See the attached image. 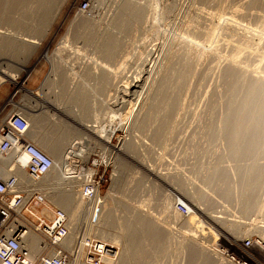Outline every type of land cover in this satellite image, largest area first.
I'll return each instance as SVG.
<instances>
[{"label":"rangeland","instance_id":"obj_1","mask_svg":"<svg viewBox=\"0 0 264 264\" xmlns=\"http://www.w3.org/2000/svg\"><path fill=\"white\" fill-rule=\"evenodd\" d=\"M81 1L0 0L6 5H0V26L40 40L35 46L6 45L0 35L3 69L18 71L24 62L30 69L19 73L18 83L2 84L17 93L0 102V128L29 100L19 83L39 91L35 94L39 100L42 92L65 107V115L47 109L52 117L41 116L38 127L48 136L62 134L63 152L70 141L86 136L77 130L82 129V121L97 124L102 129L97 133H102L103 125L110 128L109 142H98L100 135L80 138L91 139L93 153L103 148L110 156L108 167L100 168L106 176L100 195L107 197V209L114 210L112 224L120 237L117 242L107 241L115 253L99 264H123L120 239L139 212L149 213L145 220L157 228L158 236L143 229L142 241L126 264H198L189 255L195 249L212 253V260L204 264H231L216 252L217 237L264 239V182L255 187L257 207L249 213L240 207L249 172L255 171L254 165L264 169V139L259 146L255 143L257 153L234 155L223 127L235 96L234 101H239L252 80L264 84V0H94L88 11L81 9ZM138 6L140 17H132ZM86 19H93V24ZM106 34L116 40L108 53L100 46ZM91 57L98 60L90 61ZM229 67L235 71L231 79L226 75ZM181 72L186 74L184 81L178 78ZM132 81L140 86L127 91L124 99L115 97L116 83L124 87L121 84ZM3 95L0 92V101ZM170 99H176L174 110L169 108ZM113 113L116 118L111 121ZM86 132L96 136V131ZM119 175V187L113 191ZM75 185L79 196L80 182ZM179 199L191 208L190 224L176 209ZM205 211L222 215V221L214 222ZM83 230L77 232L78 241L85 236ZM94 233L91 230L86 237L101 239ZM201 241H210V248L202 247ZM87 254L84 246L78 261L88 262Z\"/></svg>","mask_w":264,"mask_h":264},{"label":"built area","instance_id":"obj_2","mask_svg":"<svg viewBox=\"0 0 264 264\" xmlns=\"http://www.w3.org/2000/svg\"><path fill=\"white\" fill-rule=\"evenodd\" d=\"M93 1L82 0L81 9L88 11ZM29 133L30 123L23 110L11 113L0 128V163L2 157L14 154L6 171H0V264H70L79 254L76 243L71 249L65 245L71 221L68 213L55 205L51 188L44 184L54 167V159ZM100 136L102 141H110L107 136ZM63 161L66 175L80 182L79 193L88 200L94 199L106 180L100 168L108 167V152L100 148L93 153L90 140L75 139L63 152ZM21 168L25 176L19 173ZM176 209L182 215L191 212L182 200L176 202ZM32 233L40 237L41 250L36 257H32L27 243ZM215 241L216 252L231 264H264V239L260 237L239 240L224 236ZM84 246L92 264H99L108 254L115 253L107 242L92 236L87 237Z\"/></svg>","mask_w":264,"mask_h":264},{"label":"bare ground","instance_id":"obj_3","mask_svg":"<svg viewBox=\"0 0 264 264\" xmlns=\"http://www.w3.org/2000/svg\"><path fill=\"white\" fill-rule=\"evenodd\" d=\"M4 2H2L0 5H2ZM10 2H11V0H10ZM46 3H45V5L49 4V3H47V4ZM17 4H18V2H17ZM20 4H21V2H20ZM45 5H43V6H45ZM4 6H6V5H4ZM127 6H126V8L129 9V7H127ZM7 7H8V5H7ZM9 7H10V4H9ZM52 8H53V6H52ZM13 9L15 10L17 8H13ZM9 10H12V9H9ZM140 10H142L141 7H139V6L138 7H134L132 9V14H133L132 17H135V18L136 17L137 18L140 17L139 14H138L140 12ZM5 11H7V9ZM12 12H13V10H12ZM90 18H92V17H90ZM93 21H94L93 19H88L86 21V23H88L89 25L90 24L92 25ZM224 24H225V22H224ZM12 32L8 31V28L6 29V28H2L0 26V35L3 36L4 39H6L4 44H6V45L19 44V45H27V46H35V45L40 44V40L36 39L34 36L16 35V34H14ZM194 41H196V43H197V40H193V42ZM115 43H116L115 38L111 34H106L104 36L103 40L100 42V46H102L103 52L108 53V52H110V50L112 49V46ZM87 60H88V58H87ZM89 60L90 61H96V60H98V58L97 57H95V58L91 57ZM231 60H232L233 63L235 62V64H236V59L235 58H233ZM231 60H230V62H231ZM123 65H124V62H123ZM21 66L22 67L18 71H13V70L7 69V68L3 69L2 62L0 61V88H1L2 84L4 82H7V81H12V82L18 83L19 73L21 71H23V70H26L28 72L30 71L29 67L27 66V62H24V64H21ZM231 66H234V65H232V63H231ZM234 67H236V66H234ZM229 68L230 69H227V74L226 75H227L228 79H231L233 77V74H235V73H233L235 71H233V69H231L232 67H229ZM252 70H254V69H252ZM184 74L182 72L180 74H178L179 75L178 78L181 79V80L179 79L180 81H182V80L184 81V79H185ZM185 76H186V74H185ZM261 79L264 80V78H261ZM135 81H138V80L136 79ZM19 85H20V89L23 88V89H25L28 92L27 96H28L29 100H25V103L23 104V107H24L23 113L26 115V117L28 118L29 123H30L29 136L32 139H34V141L36 143H38V145H41V147L44 150H46L50 155H52V157L54 159V167H53L50 175L48 176L49 179L47 178V180L45 179L46 181L44 180V184L47 185L48 187H50L51 189H53V191H51L52 192L51 193V197L53 198L54 202L59 204L69 215L72 229H71L70 235L67 237V239L65 241V245L69 249H71V248L74 247L75 242H76V244L77 243L79 244V245H76L79 248L78 258H76L75 260L71 261L70 264H92L91 262H86L87 260L85 262L84 261L80 262V260L78 261L79 257H81L80 254L82 253L83 248L82 249L80 248V243H79L80 241H78L79 237L77 238V234L80 233V230L84 229L83 231L85 232V234H83V235H85V236H84V238H81L82 239V241H81L82 244H84V243L86 244L87 243V237L86 236L89 234V231H91V230L96 232V234L95 233L94 234L97 235L99 238H101L104 243H106L108 240H113V241H116V242H117V240L119 241L118 238L120 237V235L116 234L117 231L115 232V230H114L115 227L112 224V222H114V218H113L114 210L112 208H110V207L107 209L106 205L108 204L107 203L108 199L106 200L107 197L101 196L100 193L97 194V196L94 199H91V200L86 199L80 193H79V196H76V192H75L74 188L76 186L75 185L76 182L79 183V181L76 180V179H70L69 175H66V172L64 171L65 169H64V161H63V154H62L63 153V149L66 146L65 145V141H64V136H62V134L56 135V136H48L44 130L40 131L38 129V127L41 125L40 123H43V122H41L40 117L41 116L43 117V116H46V115H50V114L52 115V113L48 112V110H51L50 107H53L55 109V113H57L56 111H58L60 114H64V115H65V113L63 111V108H65V107H63L62 105H59L57 103H54V102H52V101H50L48 99H43L42 98L41 100H39L37 97H35V94H37L36 91L28 89L27 87H25L23 85V83H19ZM121 85L124 86V87H120V85L116 83V86L114 88V91H115L116 94L115 93L114 94H115V97H117V98L119 97V98H123V99L127 95V91H129L132 88L135 89L136 87L140 86V84H137V82L133 83V81L132 82H128L127 84H121ZM163 89H164V87H163ZM169 90L170 89H168V91ZM168 91H167V93H168ZM119 93H121V96L119 95ZM163 95L166 96L167 94H163ZM165 96L163 98H165ZM176 99L175 100H171L170 99L171 101H168L170 109L171 108L173 109V108H175V106H177L176 105V103H177ZM235 99H237L236 96L233 99V101L230 102V104H229V107H231V112H228L229 114L226 116V118L224 120L223 127L225 126V130L224 129L223 130L226 132V135L229 136V140L232 141V145H233L232 149L233 150H232L231 153H233L234 155H239V154L242 155V154L249 153L251 155L252 152L254 153L255 151H257V149H254V148L256 147V145L259 146L258 142L261 139H264V84L258 82V80L257 81L256 80L250 81V83L246 87L245 93L241 97V99L239 101H234ZM164 102H165V100H164ZM167 106L168 105H166V107ZM170 109H168V110L166 109V110L168 112H170L171 111ZM51 115H50V117H52ZM44 118L45 117H43V119ZM114 118H116V113H113L111 121ZM95 122H99V121H97V119H95ZM82 123L84 124V126L87 124L86 125V129H79V128L77 129L78 131H80V130L84 131V135H86V136H84V137L81 136L82 138L89 137V136H91L92 138H95L97 136L99 137V135L102 134V136L103 135L107 136L108 140L110 139V137H108L110 135L109 132L111 131L110 128L104 129V127L107 126V125L101 126V128H103L102 133H97V131L102 130V129L99 130V129L96 128V126H98L97 124L93 123V125H92V122L86 123L85 121L84 122L82 121ZM106 130L109 131V132L104 133V131L106 132ZM86 131H90V132H95L96 131L95 132L96 136L93 137L92 135L89 134V132H86ZM106 134H108V135H106ZM81 137H77L75 139H80ZM72 141H70V143ZM97 141L100 142V143H104L100 138H97ZM261 142H263V141L261 140ZM255 143H257V144L255 145ZM67 146H69V145H67ZM122 147H123V145H121V147L119 146L117 149L118 150H122ZM263 148H264V146H263ZM261 151H263V149H261ZM255 153H257V152H255ZM13 156H14V154L11 153V154H9V155H7L5 157H2L3 158V162L0 163V171L1 172L6 171L8 165H9L8 161H9V159H12ZM149 165H151V164H149ZM123 166H124V164H123ZM256 167H257L256 165H254V168L252 166V168H253L252 171L253 170H255V171H253V173L251 172L252 174L249 172V174L251 176L249 175V178H248L247 183H246L247 184L246 185L247 190L244 189V190L247 191V195H245V193H244L245 196H244L242 204L240 206L241 207V211L243 213H249L250 211H253V209L256 206L255 205V200L257 199V198L256 199L254 198L255 189H256L255 187L258 188L257 185L260 184L261 182H264V169H263V167L262 168H260V167L256 168ZM123 168H125V167H123ZM70 172H74V170H71ZM19 173L22 176H25L24 169H22V168L19 169ZM151 173H153V171H151ZM118 177L119 178H117L115 180L113 186L111 187L113 191L120 184L119 183L120 182L119 181L120 180V175ZM67 178L69 179V181H67ZM49 180H52L51 182L52 183L55 182V184L54 185L50 184L48 182ZM65 180H66V182H65ZM64 183H65L66 186H63ZM179 200H182V199H179ZM182 201H184V200H182ZM184 202L188 205V203L186 201H184ZM188 207L190 208L189 205H188ZM197 207H198V209L201 208L200 204L199 205L197 204ZM198 209H197V211H198ZM190 211H191V208H190ZM190 213L187 214V215H184L182 217V219L185 220V218H186V220H188V222H185L186 220L183 221V222H185L186 225H187V223L190 224L192 222V220H193L192 215H190ZM202 213L204 215L208 216V217L210 216V218L214 222L222 221L220 219V217L222 215H216V214H212L211 212H206V211L202 212ZM138 214H139V216L137 218L138 220L135 218L134 222H133V219H132L131 222H128L129 224L127 223V227H126L127 228V232L123 233L122 234V238L120 239L122 241V243H123V247H124L123 249H124V252H125L124 257H123V264H126L125 263L126 262L125 259L127 257L131 256L134 253V251H135L134 249L141 243L142 239H140V235H141L143 229H145L146 231L151 232V234H153V237H157L158 236L157 228L156 227H152V224L149 221L145 220V218H147V217H144V216H146L147 214L149 215V213L146 212L145 214H143L142 212H139ZM178 214L179 213H177V215ZM92 217H94V218L92 219ZM180 217L181 216H179V218ZM177 221H178V219H177ZM138 223H141V228H139V229L137 227ZM194 223H196V222H194ZM83 226H84V228H83ZM78 231H79V233H77ZM185 232H186V230L183 231V233H185ZM191 234H193V233H191ZM180 237H182V236H180ZM227 237H228V235H227ZM192 239H194V238H192ZM198 240H200V239H198ZM201 242L203 244L202 247L210 248V247L207 246L210 243V241L208 242V244H205V241H201ZM27 243L30 246V249H31V252H32V257H36V255H38V253L41 250V248H40V237L37 234L32 233V234L29 235V239H28ZM197 243L199 245V242H197ZM182 246H183V244H182ZM83 247H84V245H83ZM198 248H199V246H198ZM199 250L195 249V250H193V251L191 250L189 252L190 253L189 255L191 257V261L198 262V264L209 263L212 260V258H211V254L212 253H209V252H206V251H205L206 252L205 253V252H203L204 249H201L200 252H199ZM181 253L182 252H180V254ZM104 260L110 261V260H108L106 258H104Z\"/></svg>","mask_w":264,"mask_h":264},{"label":"crops","instance_id":"obj_4","mask_svg":"<svg viewBox=\"0 0 264 264\" xmlns=\"http://www.w3.org/2000/svg\"><path fill=\"white\" fill-rule=\"evenodd\" d=\"M52 62H55V60H51ZM4 92V95L1 97L2 98V101H0V102H4L5 101V99H7L8 98V96L9 95H15L16 93H17V89H9V88H5V86H2L1 88H0V92ZM38 94H40V92L39 91H36ZM41 97L42 98H45V99H48V97L47 96H45V95H42V92H41ZM38 98V97H37ZM79 129H81V128H79ZM82 129H86V125L84 126V124L82 123Z\"/></svg>","mask_w":264,"mask_h":264}]
</instances>
